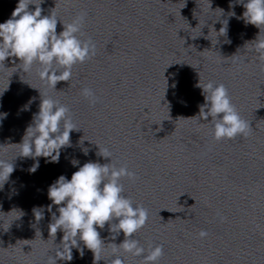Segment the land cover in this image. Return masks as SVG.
I'll return each mask as SVG.
<instances>
[{
    "label": "clouds",
    "instance_id": "1",
    "mask_svg": "<svg viewBox=\"0 0 264 264\" xmlns=\"http://www.w3.org/2000/svg\"><path fill=\"white\" fill-rule=\"evenodd\" d=\"M238 2L245 9L242 18L246 24L259 29L255 40L249 44L257 53L264 71V35H261L264 32V0ZM42 3L43 0H19L11 17L0 23V67H5V61L9 58H14L12 64L24 72H30L36 66L40 80L56 90L58 82L71 81L76 65L95 56L96 45L91 37L83 38L86 12L78 13L69 23L60 21L63 30L58 34V18L52 13L42 15ZM30 5L35 6L34 10ZM232 7L234 6L230 4V8ZM230 15L236 14L233 11ZM222 29L225 33L226 27H222L220 32ZM196 86L202 89L204 103L200 105L199 114L192 118L207 121L216 141L248 134L249 125L240 116L223 83L210 80L202 84L199 80ZM80 94L90 105L94 106L98 101L91 88H82ZM73 130L80 129L73 122L70 108L57 99L41 97L39 111L34 114L22 142L15 144L19 146V156L36 160L31 172L39 167L36 158H50V162H58L60 150L70 146V133ZM97 155L110 159V162H86L72 174L70 180L61 175L48 189V198L52 203L47 206V210L51 212L53 205L58 206V215L52 213L49 235L56 237L58 230L63 233L62 248L56 250L55 256L49 257L48 264H56L58 259L71 261L73 248H77L82 257L84 249L79 246L78 241L93 253V264L104 260L102 253L105 243L97 228L103 229L106 223L110 225L113 240L121 232L124 235V240L119 245L111 243L112 255L108 261L104 260L106 264H124L122 253L140 258V264H158L164 255L163 245L149 244L145 248L135 238V234L146 225L149 212L142 204L134 203L125 195L124 185L121 183L122 178L135 182L136 173L127 164L118 167L112 161V152L107 148L99 149ZM72 163L74 166L78 165V161L73 160ZM14 170L12 161L0 159V187ZM34 211L36 220H40L42 212ZM114 220L118 222L112 223ZM198 235L204 239L208 232L201 230Z\"/></svg>",
    "mask_w": 264,
    "mask_h": 264
}]
</instances>
